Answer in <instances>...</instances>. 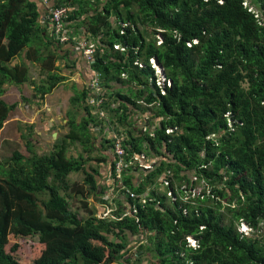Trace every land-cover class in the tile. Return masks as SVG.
<instances>
[{"label": "trees", "instance_id": "1", "mask_svg": "<svg viewBox=\"0 0 264 264\" xmlns=\"http://www.w3.org/2000/svg\"><path fill=\"white\" fill-rule=\"evenodd\" d=\"M59 8L68 10L66 42L43 22ZM151 32H161V42ZM82 38L95 45L85 61L92 78L98 75L103 121L125 135L128 163L143 153L157 163L143 174L132 165L117 187L111 162L114 191L138 198L127 195L129 210L117 201L112 218H99L88 199L100 174L87 160L92 128L104 129L89 104L94 90L75 87L69 132L44 154L27 141L29 156L14 151L0 162V264H23L12 254L17 243L5 249L13 234L46 246L33 264H143L148 255L147 264H264V0H0V96L27 85L42 101L68 80L64 69H75L71 50ZM152 59L169 86L158 85ZM31 66L43 77L35 80ZM15 107L0 100V130ZM75 142L85 153L69 157ZM104 142L112 153L113 141ZM78 174L83 185L71 184ZM163 178L171 198L157 193ZM201 182L195 198L181 190ZM73 196L84 218L73 210ZM241 222L257 233L240 234Z\"/></svg>", "mask_w": 264, "mask_h": 264}, {"label": "crops", "instance_id": "2", "mask_svg": "<svg viewBox=\"0 0 264 264\" xmlns=\"http://www.w3.org/2000/svg\"><path fill=\"white\" fill-rule=\"evenodd\" d=\"M71 51H72V55H71L72 57L71 58L76 61V65H75V69L73 71L64 69V71H63L64 76H67L68 80H66L63 83V85L59 86L56 90H53L50 94L46 95L42 101L39 100L38 98H34L32 96L33 95V93H32L31 99L24 98L25 99L24 102H26V103L23 102V104H22L24 112L23 111L19 112L20 116H18L16 114V112H14V110L12 112H10V114L8 115L9 120H11L12 117L15 119L16 118L19 119L22 115H24V122L22 124V125H24V127H23L24 133L23 134L19 133L18 136H20V138H22V139L24 138L25 142L31 141V145L34 148L36 146L39 148L38 152L43 151V153H44L45 152L44 148L47 145L49 146V144H50L49 142L52 140V137L54 136L53 138H57L58 137L57 135L64 133L62 131L63 128L61 125L66 124L67 128H69V125H68L69 117H68V115L70 113L72 114L73 112L71 109H68V106L70 104L71 98L74 96L75 87L78 90H83L85 88L90 87V82L92 80V76L90 74L89 65L85 61V58L81 55V51H78L77 49H74V48H72ZM34 67L35 66H33L32 68H34ZM88 71H89V73H88ZM11 87H13V86H11ZM11 87H9V88L11 89ZM33 87L34 86H31V89H33ZM66 95L69 98L65 99ZM1 97L2 96H0V100L4 101ZM39 97H40V95H39ZM63 100H69L68 102L66 101V105H65V107H67V109L66 108L64 109L63 106L62 107L60 106V101H63ZM58 103H59V105H58ZM8 105H11V104L8 103ZM25 108H27V110ZM82 115H83V113L81 112V110L77 111V112L75 111L74 117L80 121L81 118L83 117ZM61 120H62L63 124H61ZM113 121L115 122L114 119H113ZM110 123H105L107 126H109L108 129L106 127L105 130L100 131L101 134L105 132L101 138V141L102 140L104 141V137L106 138V131H110V133L113 131V130H111V128H112L111 126H113L114 124L112 122H110ZM18 125H19L18 122H16V124H14L12 128L15 129V128L19 127ZM119 128L122 129L123 127L120 126ZM92 133H93V131H92ZM93 135H95V134L93 133ZM121 136H125V135H121ZM95 138L98 139V137H95ZM101 146H103V145H101ZM110 158L113 160V157H110ZM112 160L109 159L110 162L108 163V167L104 166L102 163L100 164V166L102 165L101 167H103L106 170H103L104 173H102L101 171L99 172L100 178H97V183L99 184V188H98V191L96 192V195L92 194V195H95V197L99 198L100 204L97 205L98 211L96 210L97 216L98 217L100 216L99 218H102V216L105 213H107L106 212L107 210H111L110 212L112 215V212L116 211V209H118L117 201H121V203L123 205H125V207H127L128 210L130 208V203L128 200L129 198L127 196H124L123 193L121 192L123 189L120 188L119 190L114 191V187H116V186H114V185L112 186V182L108 183V181L110 180V165H111ZM156 163H157V160L147 158V156H146V159L138 167L139 171L142 174L146 173L148 171H152L153 167ZM130 170H134L131 164L129 165V167H127L123 170V173L128 172V171L130 172ZM143 179H144V176L142 177L140 173H136L135 178H134V180H135L134 182L137 181V184L141 185ZM100 180H102V182H100ZM193 181L195 182V179H193ZM118 186L119 185L117 184V187ZM162 186H164V185L162 184L160 186L159 192H157V193L161 194V196H163V197H165V195H167V197H168V194H171V193L168 190H166V186H164L163 188H162ZM167 186H169V184ZM191 187L190 186L187 187L184 185V187H181V190L184 188V190L187 191L188 189L192 190L195 188V186L193 188H191ZM102 191L104 192V195H101ZM188 195H190V194H188ZM101 197H102V199H100ZM142 198H149V197L146 195H143ZM168 198H171V197H168ZM103 217H107V216H103ZM112 217H113V215H112ZM251 232H252V229H251ZM133 238H135V237H132L131 245L135 244L134 243L135 241H133ZM134 240H136V238Z\"/></svg>", "mask_w": 264, "mask_h": 264}, {"label": "rangeland", "instance_id": "3", "mask_svg": "<svg viewBox=\"0 0 264 264\" xmlns=\"http://www.w3.org/2000/svg\"><path fill=\"white\" fill-rule=\"evenodd\" d=\"M113 20V19H112ZM152 36H157L159 37L160 39L158 40V42H161L162 40V34L161 32H158V33H149L148 37H152ZM75 49H77L78 51H81V55L84 57L83 55V51L80 47L79 44H76V46H74ZM116 49H120V50H124L125 47L124 46H121L120 44H116L114 46ZM85 58V57H84ZM151 63L153 64V68H155V66H157V69H160V71L162 70L163 71V74H162V77L159 78L158 82H162L163 81V78H164V70L163 68L159 67V65L157 64V62L154 60L151 61ZM57 65H59V63H57ZM142 66V65H140ZM156 70V68H155ZM39 69H38V66H35L34 68H32L31 66V76L35 78V80H38L39 77H41V75L39 74ZM156 73H158V71H156ZM123 78H125V75L122 74L121 75ZM166 77V76H165ZM98 78V75L93 77L92 78V81L94 79ZM92 81L90 83H92ZM10 89V88H9ZM8 89V92L2 96L1 98L5 101V103H9V104H15L16 107L14 109V112H16V114L18 116L19 115V112L23 111V102H24V98H29L31 99V94L33 93V89H31V86H27V85H24L22 87V89H18L16 87H11V89L9 90ZM98 95V94H97ZM69 98L67 95L65 97V99ZM66 101L68 102L69 100H63V101H60V106L65 109H67V107H65L66 105ZM101 103V101H99ZM25 103V102H24ZM59 105V103H58ZM139 105L141 107H145L144 103L142 101L139 102ZM26 106V105H25ZM24 106V107H25ZM72 108V105L71 103L69 104L68 106V109H71ZM27 110V108H25ZM81 112L83 113V110H81ZM94 112V111H93ZM102 113H103V116L100 114H96L94 113V116L98 118L99 121H102V127L103 129L105 130V127L107 126L105 124V121H103V119H107V116L106 114L104 113L103 109H102ZM142 116V111H140L139 113L137 114H134L133 115V118L136 119L138 117H141ZM16 122H18V126L17 128H12L14 124H16ZM24 122V115H22L19 119H15V118H11V120H7L5 122V124L3 125V128L0 130V162H3L7 159H9V157L11 156V154L14 152V151H18L21 155L27 157L29 156L30 154L27 153L26 151V148H25V140L20 138L19 133L23 134L24 133V125H22ZM61 124L62 123V120H61ZM62 126V131L64 132L63 134H60V135H57L58 137L57 138H60V137H63L65 136V134H67L70 130V127L67 128L66 124H63L61 125ZM128 126V125H127ZM127 126H125L123 129L127 128ZM93 129V133L95 134L94 135V145H95V149H94V153H92V158L90 160H87V168L91 171L92 169H98L99 172L101 171L102 173H104L103 170H106L104 169L103 167L100 166V164L97 162L98 159L101 158V156L103 155L104 157H107L108 158V162L106 163H109V159L112 160L110 157H112V154L110 152V149L108 148L107 146V143L104 142L103 140L101 141V138L102 136L104 135V133L101 134L99 128H92ZM116 131H112L110 133V131H106V139H112V137L114 136V134ZM57 133V132H56ZM95 137H98L95 138ZM57 138H53L52 137V140L49 142V146L45 147V152H48L49 149L52 147V143L54 140H57ZM105 138V137H104ZM75 142L71 148H70V153H69V157H74V158H77L79 155L85 153V146L84 145H80V143H77ZM103 145V146H101ZM41 149V148H40ZM35 151L38 153V154H44L43 151H39V148L36 146L35 147ZM146 153H143L142 155L145 156ZM88 159H89V156H88ZM93 159H95V161H93ZM103 164V163H102ZM104 166H107L108 167V164H103ZM109 172V171H108ZM100 178V177H99ZM85 180V177L83 176V174H78V175H72L70 177V181H71V184H74V183H78V184H83V181ZM116 180V179H115ZM100 182H102V180H100ZM108 183H111L110 181H108ZM164 186H162L163 188ZM204 190V186H203V183L201 182L200 184L198 185H195V188L192 189V190H187V192H190V191H193L194 194L198 195V194H201L202 191ZM101 195H104V192L102 191L101 192ZM100 197V196H99ZM102 199V197L100 198ZM70 202H71V206L73 208V210H75L76 212H79V216L81 218H84L85 216H87V212L84 210V208L80 205L78 199H76V197L73 196V198L70 199ZM88 202H89V205L91 208H94L95 210H97V205H99V198L98 197H95V195H91V197H89L88 199ZM225 203V202H224ZM98 211V210H97ZM111 210H107L103 216H107V217H110L112 218V215H111ZM220 212L222 213H226L227 212V209L226 208H221L220 209ZM227 215V213H226ZM228 216V215H227ZM100 217V216H99ZM239 225V224H238ZM239 228V227H238ZM237 228V229H238ZM241 229V227H240ZM253 233H257V232H251L249 234V229L246 231V235L245 236H248L250 237ZM258 234H261L262 236H264V223L260 224V229L258 231ZM135 238H133V241H135L134 243H136V240H134ZM17 243L18 244V249L16 252L12 253L13 255H15L21 262H23V264H33V259H37V258H40V254L42 251H44L46 249V246L43 245V244H40V243H36L33 241L32 237L29 236V235H26V236H23V235H10L9 238L6 240V244H5V249L6 251H10L12 246ZM135 245V244H134ZM138 246L139 244H136V250L138 249ZM135 258V257H134ZM152 258L148 255L145 257V262L143 264H147L148 263V260H151Z\"/></svg>", "mask_w": 264, "mask_h": 264}, {"label": "built area", "instance_id": "4", "mask_svg": "<svg viewBox=\"0 0 264 264\" xmlns=\"http://www.w3.org/2000/svg\"><path fill=\"white\" fill-rule=\"evenodd\" d=\"M41 1H42L43 5H45V6L49 3V0H41ZM67 17H68V10L66 8H59V9L49 10L48 14L43 19V22H47V23L51 24L53 29H55V32L58 34V38H60V40L62 42H66L70 39L69 35L67 34V31L65 29V24H64V20L67 19ZM79 45L83 51L84 57L86 58V60L88 62H90L94 56L95 45L93 43L86 41L83 38H82V40L79 41ZM152 60L154 61V59H152ZM155 68H156V71H158L157 76H158V80H159V78L162 77L163 71L162 70L160 71V69H157V66H155ZM158 85L161 86L162 88H164L165 86L170 85V81L166 80V77L164 76L163 81L161 83L158 82ZM90 87L94 90V95L90 99L89 104L94 108V113L99 114V116H100V114L103 116L102 109H101L102 99L99 98V94L101 92V89L99 86L98 78L94 79L92 81V83H90ZM163 94H164V92H163ZM99 101H101V103ZM167 132H170V130H168ZM111 140L113 141V147H112L113 160H112V163H113L114 176L116 179L115 181L118 182L117 184L119 186H121L122 185L121 177H122L123 170L125 168L129 167L130 164L131 165H136V164L141 165L143 163V161L146 159V155L143 156L141 154L139 156L138 155L134 156L132 159H130V161L128 163L127 153H125L124 148L122 146L124 136H119L117 134H114V136L112 137ZM162 182H163L164 186L168 187L167 186L168 182H166L165 178L162 179ZM122 189H123L122 191H125V196L129 195V197L132 199L138 198L137 196L132 194L129 190H127L125 188H122ZM182 190H184V188ZM185 194H187L186 196H188V194H190L192 198H195V197L200 195V194H198V195L194 194L193 191H190V192L186 191ZM168 197H171V194H168ZM147 201H148V198H142L143 203L146 204ZM132 210L135 214H137V210L135 208ZM130 212H128V214H130ZM240 227H241V229H240ZM248 229H249V234H250L251 229L245 223L241 222L239 225L238 231L240 234H243L245 236L246 231ZM186 240H187L188 244L193 246V248H197V246H198L197 241L192 236H187Z\"/></svg>", "mask_w": 264, "mask_h": 264}, {"label": "clouds", "instance_id": "5", "mask_svg": "<svg viewBox=\"0 0 264 264\" xmlns=\"http://www.w3.org/2000/svg\"><path fill=\"white\" fill-rule=\"evenodd\" d=\"M155 60V59H154ZM156 61V60H155ZM157 62V61H156ZM157 64H158V62H157ZM159 65V64H158ZM159 67H161L160 65H159ZM162 68V67H161ZM244 223V222H243ZM240 225V224H239ZM239 225H237V228L239 227Z\"/></svg>", "mask_w": 264, "mask_h": 264}, {"label": "water", "instance_id": "6", "mask_svg": "<svg viewBox=\"0 0 264 264\" xmlns=\"http://www.w3.org/2000/svg\"><path fill=\"white\" fill-rule=\"evenodd\" d=\"M54 137V136H53Z\"/></svg>", "mask_w": 264, "mask_h": 264}]
</instances>
